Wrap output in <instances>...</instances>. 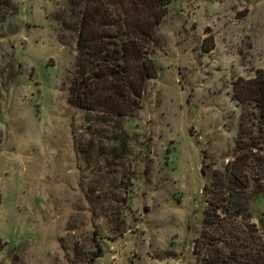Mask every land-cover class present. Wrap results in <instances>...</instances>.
I'll use <instances>...</instances> for the list:
<instances>
[{
  "label": "rangeland",
  "instance_id": "1",
  "mask_svg": "<svg viewBox=\"0 0 264 264\" xmlns=\"http://www.w3.org/2000/svg\"><path fill=\"white\" fill-rule=\"evenodd\" d=\"M0 19V264H198L210 173L234 159L264 71V0H175L134 115L73 107L81 7ZM264 233V195L251 204ZM95 234H100L99 236Z\"/></svg>",
  "mask_w": 264,
  "mask_h": 264
},
{
  "label": "trees",
  "instance_id": "2",
  "mask_svg": "<svg viewBox=\"0 0 264 264\" xmlns=\"http://www.w3.org/2000/svg\"><path fill=\"white\" fill-rule=\"evenodd\" d=\"M175 0H71L81 7L77 24L76 71L70 104L80 110L115 117L134 115L148 80L158 76L150 47ZM11 3L0 0V19ZM234 159L210 173L204 163L207 202L203 229L194 242L198 264H264V233L253 221L251 204L264 195V71L250 82ZM99 236L100 234H95ZM90 264L103 255L99 240Z\"/></svg>",
  "mask_w": 264,
  "mask_h": 264
}]
</instances>
